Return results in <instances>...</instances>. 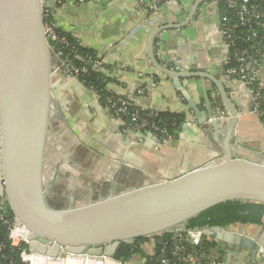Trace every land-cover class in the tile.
Returning <instances> with one entry per match:
<instances>
[{
	"label": "water",
	"instance_id": "water-1",
	"mask_svg": "<svg viewBox=\"0 0 264 264\" xmlns=\"http://www.w3.org/2000/svg\"><path fill=\"white\" fill-rule=\"evenodd\" d=\"M215 1L232 0L203 1L212 3L208 7L216 17ZM199 4H193L188 21ZM52 6L51 0H0V198L15 225L27 230L31 251L47 250V256L57 257L64 249L113 260L120 244L184 234L189 220L219 204L264 205V129L244 85L229 76L237 89L221 83L208 66L181 71L163 47L165 66L156 61V34L182 25L160 26L152 33L149 59L155 72L171 79L199 133L193 142L178 134L160 143L148 132L122 135L120 118L105 120L106 128L95 124L90 111L102 107L97 95L70 74L45 37L43 10ZM210 28L220 34V53L228 55L221 25ZM188 59L194 66L199 55ZM222 69L218 57L215 70ZM196 78L204 111L187 89H197ZM206 80L215 86L217 112ZM238 89L247 99L245 106L237 105L238 95L227 97V91ZM94 99L97 108L91 107ZM187 126L185 121L182 133ZM85 133L106 154L85 147ZM263 227L234 224L193 231L217 241L235 259L253 263L257 254L264 255Z\"/></svg>",
	"mask_w": 264,
	"mask_h": 264
},
{
	"label": "crops",
	"instance_id": "crops-1",
	"mask_svg": "<svg viewBox=\"0 0 264 264\" xmlns=\"http://www.w3.org/2000/svg\"><path fill=\"white\" fill-rule=\"evenodd\" d=\"M198 1L200 4L194 12V18L192 17L194 20L188 21V12ZM203 1L63 0L61 5L52 4L50 11L51 19L57 30L67 34L83 53L92 54L93 56H90L92 60L100 62V67L90 62L92 64L90 68H99L102 72L105 90L110 96L128 100L139 111L183 114L188 126L184 133L180 129L178 134L183 135L187 141L193 142L198 136L199 127L190 122L193 117L171 79L155 72L151 66L148 43L152 33L160 26L182 25L180 30H168L169 34L164 35L162 32L156 34L154 43L156 61L161 66H165L161 55L163 47L167 51L169 60L175 62V66L181 71L195 72L202 66H208L214 78L237 89L236 83L227 78L224 69L220 72L215 70V59L219 57L223 61L227 55L220 53L219 47L223 45L220 34L210 30L211 26L218 24V20L207 6L208 2ZM152 6L156 7L155 12L150 9ZM163 35L164 42L162 43L160 38ZM209 52L214 57H211ZM193 54L199 55L194 66L189 64L188 59ZM259 75L264 81V60ZM185 80L186 78H181V82ZM195 81L197 89L193 87H187V89L191 90L199 109L204 111L198 79L196 78ZM73 84L75 92L82 90L79 84L75 82ZM205 85L211 102L215 103L213 109L217 112L219 107L216 105L215 86L209 80L205 81ZM141 89L144 90L143 93H138ZM226 94L227 97L230 94L238 95L237 105H247V99L241 90L238 89L233 93L227 91ZM95 96L96 94L93 93V97ZM80 98L86 99L85 96ZM95 99L91 102L92 108H97ZM90 113L96 117L97 126L104 125L105 120L112 118L104 106L97 108L96 111L91 109ZM71 120L72 123L75 122L72 117ZM103 127L106 128L105 125ZM123 129L121 130L122 135L127 132ZM85 134L82 139L85 147L99 155L106 154L107 151L103 146L95 142L87 133ZM263 230L264 227L261 231ZM149 245L142 246L145 253L150 250ZM243 259L245 260L244 257ZM126 264H144V259L139 257ZM224 264L243 263L241 259L237 260L232 257L226 249ZM251 264H264V258L258 256L256 262Z\"/></svg>",
	"mask_w": 264,
	"mask_h": 264
},
{
	"label": "trees",
	"instance_id": "trees-1",
	"mask_svg": "<svg viewBox=\"0 0 264 264\" xmlns=\"http://www.w3.org/2000/svg\"><path fill=\"white\" fill-rule=\"evenodd\" d=\"M235 2L234 8H229L228 1L216 2V18L218 23H222L226 28L232 31V37L235 39L234 47L230 48L228 58L230 60L228 67L236 66L237 63L234 60V54L240 52H246L249 56L258 57L256 52H262L264 49V0H249L244 6L247 9H252L257 16V19H253L250 24H243L239 20L238 11L242 5L240 0H232ZM222 18L225 21L222 22ZM59 36L67 38V40L73 44L74 50H64V55L67 59L76 67L84 66L87 63L85 56H91L83 53L70 37L57 30ZM93 56V55H92ZM224 69V68H223ZM225 72V71H224ZM78 80L89 90L96 93L101 105L104 104L107 97L110 96L105 90L104 76L99 68H88V74L85 76H79ZM135 109V108H134ZM138 111L139 118H146L151 123H155L159 128H164L173 138L177 136L182 124L185 122L183 114L172 113H156L153 112V116L149 117V111ZM132 109L129 110L125 116L118 117L124 123V127L130 122V115ZM7 213L12 218V214L7 207ZM264 223V205L258 203H240V202H227L212 207L196 218H193L187 223V230H193L195 228L202 229L205 226H219L226 227L234 224H253L262 225ZM7 227L0 223V264H25L20 257L21 248L27 249L28 246L22 244L20 248L11 246L7 238ZM151 240L138 239L131 245L120 244L115 252V258H124L125 261L129 260L132 256L138 254L145 257V252L142 248L143 245L148 244ZM176 242L175 235H164L154 243V251L156 256L154 258H146L145 264H160L158 262V255L162 249H165V255L169 264H178L175 258L172 256L173 246ZM164 243L165 245H161ZM218 245V242L210 238L203 237L202 243L198 247H191L185 245L186 252L189 254L212 252Z\"/></svg>",
	"mask_w": 264,
	"mask_h": 264
},
{
	"label": "built area",
	"instance_id": "built-area-1",
	"mask_svg": "<svg viewBox=\"0 0 264 264\" xmlns=\"http://www.w3.org/2000/svg\"><path fill=\"white\" fill-rule=\"evenodd\" d=\"M47 0L46 2H48ZM81 1V0H80ZM242 5L238 11L239 20L243 24H250L253 19H257L255 12L252 9H247L244 6L248 0H240ZM43 3L44 0H42ZM63 0H51L53 5H61ZM214 2V1H212ZM218 2V1H215ZM229 8L235 7L234 1H228ZM212 5V3L208 2L207 6ZM153 12H155L156 7L152 6L150 8ZM51 9L43 10V31L48 43L55 50L56 55L59 59L62 60V63L68 67V70L72 76L79 77L85 76L88 74L87 63H92L97 67H100L99 61L92 60V57L85 56V60L87 63L84 66L76 67L74 66L64 55V50H74L73 44H71L67 38L59 36L57 34V28L55 23L51 19ZM264 16V15H263ZM225 21V18H222V22ZM223 30V35L225 36L227 46L229 48L234 47L235 39L232 37V31L229 28H226L224 24L219 23ZM262 52H256L259 58L249 56L245 51L234 54V60L237 65L228 67L229 58L228 55L222 61V65L225 71V74L232 79H236L240 81L244 87L246 88L248 94L250 95L253 107L252 112L256 114L263 126L264 129V81L260 78L259 72L264 60V49ZM158 55V52L156 53ZM162 75V74H160ZM143 89L139 90L138 93H143ZM93 92V91H92ZM94 93V92H93ZM96 94V93H94ZM104 109L110 114V116L114 118H118L121 116H125L128 114L129 110L132 109V113L130 115V122L124 127V131H134L136 133L148 132L152 133L156 136L157 141L160 143H164L170 139H172L171 135L164 128H159L155 123L149 122L146 118H139L138 111L134 109L133 105L126 99L118 97V96H109L106 98L104 104ZM149 117L153 116V112H149ZM7 202L4 197L0 198V223L7 227V238L10 242L11 246L20 248L22 244L28 246V249L21 248L20 257L23 263L32 264L30 260L32 256V251L29 249L27 235L25 236L24 231L20 230L18 226L15 225L14 218L10 217L7 213ZM176 242L173 246L172 256L178 262V264H224L225 262V253L226 248L221 247L220 244L211 252L204 253H196L189 254L186 252L185 245H190L191 247H198L203 241V235L201 231H193L188 230L184 234L175 235ZM158 239L151 240L148 244L150 247L149 251L145 253L144 264L146 262V258H154L156 256L154 251V243H156ZM152 243V244H151ZM161 245H165L161 243ZM1 249V246H0ZM165 249L162 247L159 255L158 262L160 264H169L166 255ZM261 256L264 258L263 253L257 254V257ZM48 258V256H46ZM102 257V256H101ZM119 264H122L118 260H114ZM243 264H246L248 261L244 260L243 257L241 259ZM39 264L46 263L44 260H39ZM239 262V261H238ZM245 262V263H244ZM247 264H250L249 262Z\"/></svg>",
	"mask_w": 264,
	"mask_h": 264
},
{
	"label": "bare ground",
	"instance_id": "bare-ground-1",
	"mask_svg": "<svg viewBox=\"0 0 264 264\" xmlns=\"http://www.w3.org/2000/svg\"><path fill=\"white\" fill-rule=\"evenodd\" d=\"M19 229L21 231L22 230L24 231L25 236L27 235V230L23 226H20ZM38 250H41V249L35 248L32 250V256L30 258V260L32 261V264H38L37 263L38 260H45L44 256H47L46 255L47 250H44L43 252H40ZM43 254H45V255H43ZM39 255H42V256H39ZM77 255H80V254H69V253L65 252L64 249H59L57 257H51V260L48 257V259L46 258L47 260H45V261L51 262L49 264H54L55 262H57L56 260L58 258L60 260L59 262L64 261V262L68 263V259L70 257L76 259ZM81 255H82L83 259L82 258H80V259H82L83 261H82V263H79V264H119L118 262H115L111 258L104 256V255H102V257H95V256L87 255L85 252L81 253ZM80 259H78L76 262H80L81 261Z\"/></svg>",
	"mask_w": 264,
	"mask_h": 264
},
{
	"label": "rangeland",
	"instance_id": "rangeland-1",
	"mask_svg": "<svg viewBox=\"0 0 264 264\" xmlns=\"http://www.w3.org/2000/svg\"><path fill=\"white\" fill-rule=\"evenodd\" d=\"M46 1L47 0H44V2L46 3ZM28 249V248H27ZM43 255H45V254H43ZM39 256H42V255H39ZM49 258H50V260H51V257L50 256H48ZM139 257H142V256H140V255H138V254H136V255H134V256H132L129 260H127V261H125L124 263H122V264H126V263H128L129 261H131L132 259H137V258H139ZM47 257L46 256H44V259L45 260H47L46 259ZM80 258H82V255L80 254V255H77V258L76 259H74V258H72V257H70L69 259H68V263H66V262H64V261H62V262H59L60 260L57 258V262H55L54 264H79V263H82V259H80ZM78 259H80L81 261L80 262H76ZM44 260V261H45ZM114 260H118L119 261V259H116V258H114ZM39 261V260H38ZM48 261H46V264H49V263H51V262H48ZM38 264H39V262H37ZM255 263V262H254ZM251 264V263H250Z\"/></svg>",
	"mask_w": 264,
	"mask_h": 264
}]
</instances>
